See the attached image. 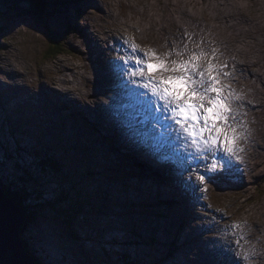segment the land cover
Here are the masks:
<instances>
[{
  "label": "rangeland",
  "instance_id": "obj_1",
  "mask_svg": "<svg viewBox=\"0 0 264 264\" xmlns=\"http://www.w3.org/2000/svg\"><path fill=\"white\" fill-rule=\"evenodd\" d=\"M60 1L63 3L58 8L51 7L47 10L49 16L44 18L43 23L35 15L27 12L26 5L20 8L0 5V104L3 105L1 108L3 112L0 111V182L4 186L17 184L15 177L10 175L11 170L14 171L16 162L22 163V159L26 158L30 160L29 156L34 149L42 153L48 152V155H59L62 161L59 159L60 166L55 174L57 178L54 179L59 187L61 186L59 190L56 189L57 184L54 182H48V186L41 182V174L33 173L32 166L28 167L31 168L29 171L33 178L41 182L38 195L41 200H53L57 198L61 189L73 191L67 197V204H75L79 208L77 211L87 212L86 216L81 214L80 219H73L71 230L69 225L63 224L65 221L52 217L51 212L47 208L41 209L43 205H40V210L31 215L34 220L26 222L27 231L21 235L23 240L25 239L26 250L35 256V262L37 264H109L99 255L102 252L111 256L107 252L111 249L112 253L117 250L120 253L125 251L133 260H138L142 264H195L196 259L199 260V264H232L231 254L222 252L220 246L214 243L222 235H218L216 229L211 227L212 217L215 216L224 218L219 221V227H224L226 223L229 225L232 222L241 223L245 238L241 241L242 247L236 248L237 252L241 256H249L244 264H263L261 259L257 258L258 252L264 256V228L261 229L259 226L264 224L263 154L260 159L259 155L255 154L259 160L251 176H246L244 173L243 179H238L233 170L231 178L224 180L219 186L210 183L207 192L203 193L206 199L197 201L186 197V200L179 203L173 196L178 195L179 182L188 179L187 171L191 168L182 157L180 165L187 170L183 174H180V171L177 174L173 172L164 174L157 168L147 167L162 161L163 157L161 159L144 157L143 161L142 156H139L140 159L131 160L129 153L122 154L123 149L118 151L120 155L117 153L110 161V153L116 151L113 149L115 145L111 147L109 143H113L116 138L103 135L97 140L90 130L85 138L87 148L81 153L82 150L79 148L82 144L81 128L73 129L72 122L65 120V133L55 135L52 130L53 125L48 126L49 124L46 123L47 113H42L44 106L38 107L40 102L36 101L35 96L41 98L53 87L62 92L76 84L83 92L89 89L96 68L98 69L97 65L96 68L93 67L91 57L98 54V47L95 46L98 41L102 43V40L108 36L106 30L119 29L117 34H114L116 39L121 33L130 39L129 34L134 29L137 33L140 32L141 43L146 47V43L155 42L153 37H149L150 32H144L146 29L151 27L161 30V33L166 35V39L168 37L173 42L177 32L184 33L180 24L182 25L185 19L186 23H190L192 28L190 30L195 33L193 40L206 37L208 39L206 43L211 48L225 37L232 41L238 38L245 39L244 44L240 43L238 47L235 41L233 48L241 49L240 55L243 57L248 56L250 52L249 55H254L255 59L257 57L253 65L245 67L247 76L250 77L249 70L256 72V75L258 72L264 73V0ZM151 8L154 10L151 11ZM172 15L178 17L180 24L177 23L178 21L175 22L177 24L166 23ZM85 19L87 22L83 23ZM239 26L242 27L241 30ZM50 29L52 32H49ZM193 32L190 33L194 35ZM196 33L204 36H198ZM55 46L60 47V54L54 55L58 50ZM245 46L247 48H244ZM50 47L54 52H48ZM236 74L238 71L233 73ZM254 78L249 81L245 80L244 75L238 78V81L243 79L244 82L237 91L250 95L248 88L245 91V86L246 82L250 83ZM232 82V78L225 81L230 84ZM254 85L263 88L260 82ZM250 90L252 91L251 88ZM91 94L94 96V93ZM73 107L77 106L73 104ZM33 111H35V120L32 121L35 127L26 117ZM66 115L72 117L75 113L69 109ZM252 117L254 122L251 130L254 138L260 143L264 135V111L258 116L252 113ZM61 120L57 119V122ZM10 123L19 126L13 132L16 139H11L8 134ZM125 124H128V121ZM121 125L123 127L122 123ZM78 126L80 125L77 120L76 127ZM135 137L139 138V134ZM106 138L109 141H106ZM68 145L74 148L73 151L67 153L59 150L61 147L66 149ZM105 145L108 148H105L104 153L100 155L99 149ZM17 146L21 150L25 149V152H17ZM14 152L17 153L15 158L10 155ZM32 155L34 158V154ZM125 158H128L127 161ZM200 171L202 173L203 168ZM191 173L194 175V172ZM23 180L28 182L29 176L21 179ZM64 180L74 182L75 186L63 184ZM185 182L186 189H183L185 191H181L182 193L186 192L194 197L202 195V193H193L187 187L189 181L185 180ZM29 183L31 184V181ZM168 195L171 199L167 198ZM102 196L106 197V202L102 200ZM27 203L30 208H35L33 203ZM208 205L211 207H207ZM74 213L75 210L70 212L72 215ZM65 219L68 221V218ZM81 223L83 227L77 229ZM90 227L94 231V236L87 237H92L94 243L84 238V233H87L85 231ZM74 230L79 232L80 237L72 235L71 232ZM188 230H191L188 237L198 235L199 241L184 240ZM257 230L260 231L259 234ZM131 233L138 237H129ZM238 235L239 232L236 236L229 234L223 237V240L225 243L234 241ZM95 236H98V239ZM138 238L141 239L140 242L134 243ZM95 239L104 245H99L100 243Z\"/></svg>",
  "mask_w": 264,
  "mask_h": 264
},
{
  "label": "snow or ice",
  "instance_id": "obj_2",
  "mask_svg": "<svg viewBox=\"0 0 264 264\" xmlns=\"http://www.w3.org/2000/svg\"><path fill=\"white\" fill-rule=\"evenodd\" d=\"M184 36L194 48H189L188 43L181 47L173 41L170 45L166 42V51L158 52L152 47H141L135 37L122 38L116 58L108 62L109 72L115 87L122 89L131 101L127 106L136 107L143 115L142 123L163 129L162 137L186 152L190 160L202 162L203 174L198 164L195 180L190 172L187 187L193 193H206L208 183L219 186L231 178L234 168L242 171L236 168V162H243L240 141L249 135L244 119L247 112H242L243 105L236 103L242 100V94L225 83L233 78L235 66L226 71L229 65L220 62L217 48L206 50L203 38L195 41L188 32ZM136 135L129 133V139L135 142ZM196 199L206 196L197 195ZM221 220L223 217H212V227L218 235L222 234L214 243L222 252L231 254L232 264H244L249 256H241L236 250L245 238L242 224L232 222L219 227ZM237 232L234 241H223V237L236 236Z\"/></svg>",
  "mask_w": 264,
  "mask_h": 264
},
{
  "label": "bare ground",
  "instance_id": "obj_3",
  "mask_svg": "<svg viewBox=\"0 0 264 264\" xmlns=\"http://www.w3.org/2000/svg\"><path fill=\"white\" fill-rule=\"evenodd\" d=\"M195 2H197V1H195ZM152 9L153 8H151V11H152ZM143 11H144V9H143ZM177 18L175 16H173V15L169 16V20L166 21V23L173 24V23L178 21ZM245 18H246V16H245ZM186 21H187L186 19L182 21V26H185L188 29V31H187L188 33L193 32L192 30H190V29H192V28H190L191 27L190 23H186ZM143 25L145 26V24H143ZM211 26H210V28H211ZM207 27L209 29V26H207ZM122 28H124V26ZM238 28L240 30L242 29L241 26H239ZM131 29H132V26H131ZM122 34L123 33L119 34L117 39L114 37V39L116 40V42L118 43L119 46H121V44H122V39H120L121 36L124 39L128 38V37H126V35H124V34L122 35ZM196 34L198 36H204V35H201L199 33H196ZM218 34H219V32H218ZM114 36H116V35H114ZM107 37L108 36H106L102 40V43L98 41V43L95 45L96 47H98V54L102 55L101 59L106 63L105 68H100V66H98V65H97V67H98V70L101 69V70H103L104 73L109 74V77H110L111 81L114 82V79L111 76V73L109 72V64H108V62L113 59V56H114L115 51H116L117 44H116V42L111 43L110 44L111 51H110L109 47L106 46V44H105V43H107ZM193 37H195V33H194V35H192V39H193ZM217 37H218V35H217ZM251 39H253V38H251ZM203 40H204L206 49H209V48L211 49V46L208 43H206L208 41V39L206 37H204ZM243 40H245V39H239L238 38V40H234L233 39V41H232V40L226 39V37H225L223 40L218 41L216 43V45H215V48H217L218 51L220 50L219 51V53L221 54L219 56V59H221L220 62L221 63L227 62V64L229 65V68L226 69V71L232 69L233 66H235V71H238V74L233 75V78H232L233 82L231 83V86L234 89H236V90H239L240 86H242L241 83L244 82L243 79L238 81V78H241L244 75L245 80L249 81L250 79H253L255 77V75H256V72L249 70L250 77L247 76L246 71H245L246 70L245 67L248 66V65H253L254 62L257 61V57L255 59V57H253L254 55L253 56L249 55L251 52L248 54V56L243 57L242 55H240V53H242L241 49L233 48V46L235 44V41H237L236 45L238 47V46H240V43H243ZM173 41L178 43L181 47L183 46L184 43H188V47L189 48H194V44L193 43L191 44V42L188 41L187 37L184 36V33L177 32V38L174 39ZM197 41H200V40L197 39ZM248 42H250V41H248ZM137 43L140 44L141 47L146 48L141 43V40L139 42H137ZM171 43H172V39L170 41V44ZM152 45H153V42H151L149 44V47H152ZM244 48H247V47L245 46ZM233 57H234V59H233ZM97 62H99L98 59H97ZM70 69H71V67H70ZM68 71H70V70H68ZM65 76H66V74H65ZM64 78H66V77H64ZM72 78H73V76H72ZM256 82H260L262 84L263 88L261 89L260 87L255 86L254 84H256ZM77 86H79V85L78 84L73 85V87L71 86L72 88L64 89V91H62V92H60L59 89H57L56 87H53V89H51L48 94H43L41 98L35 96V98H36V101L40 102L39 103L40 105L38 107L44 106V108H43L44 112H42V113H44V114L47 113L48 118H47L46 123H47V125L49 124L48 126H50V124L53 125L52 130L55 132L54 133L55 135H57V134L60 135L62 132L65 133V130H66V125H64V121L65 120L72 122V124L74 125L73 129L81 128L80 141L82 142V144H81V146H79V148L82 150L81 153H84L86 148H87L85 138H87V132H88V130H90L94 134V136L96 137L97 140H99L100 137L103 136V135H105L107 137H113L114 139L116 138L115 142H113V143L110 142L109 143V146H111V147H113V145H115V147L113 149L116 151V152L112 151L110 153V161H112L111 159H113L115 157V155H117V153L119 154L118 151L120 149L121 150L123 149L122 150V154L123 153H129L130 156H131L130 157L131 160L140 159L141 157H139V156H142V158H141L142 160L145 159V158H147V159H155V157L161 159L163 157L164 159L162 161L160 160L158 163L152 165V167L147 166V165L146 166L151 168V169L157 168L159 171H162V173H164V174H166L168 172H175L178 169H180V174H183L186 169L183 168V166L180 165L181 157L190 164L189 167H191V168H188V170H189L188 173L189 174H190V172H195V169H196L198 164L201 165L200 169L203 168L202 162L196 161V160H190L188 158L186 152L178 150L176 145L174 143L170 142L169 139L159 135V134H161V132L164 131L163 129H160L158 127L154 129V128L151 127L150 124L142 123L141 121L143 120V115L138 112V109L136 107H128L127 106L126 109H125L124 108L125 106H116V105H113V106H110V107H106L108 103L95 104V99H94V97L92 96L91 93H94V92L97 91L96 87L90 86L89 89H86V91L83 92V91L79 90L77 88ZM247 88H248V90H247ZM250 88L252 89V91L250 90ZM22 89L26 90L25 88H22ZM240 90L243 91L242 89H240ZM246 90L248 91V93H250V95L245 93V92H241L242 100L236 102L238 105H243V107L241 108L242 112H247V116L244 117V119H245V121L247 123V132L249 133L247 139H244V140L240 141L241 147L244 148V151L240 153V156L242 157L243 162L242 163L241 162H236V168H239L242 171L241 172H237L235 170V168L233 169V170H235L237 176L239 177L238 179H243L242 177H244V173H246V176H248V175L251 176L252 171L257 168L258 160L261 158V155L262 154L264 155V135L262 136V139H261V141L259 143L257 141V139L254 138V133L251 130L252 124L254 122V119L252 117V113H255L258 116L262 111H264V73L258 72L256 77L254 78V80L252 82H250V83L246 82L245 91ZM29 95H31V93ZM89 98H91V100H89ZM45 102H46V105H45ZM130 103H131V101H129L128 105ZM73 104H75L77 107L76 108L73 107ZM99 107H102V108H99ZM117 107L121 108L120 112H117ZM69 109H72L74 111V113H75V115H73L72 117H70L69 115H66L67 111ZM0 111L3 112L2 110H0ZM122 115H123V117H122ZM30 116L32 118H30ZM124 116H125V118H124ZM26 117L29 118V121H31L30 124L33 125V121L32 120H35V111H33L32 114L27 115ZM57 119H60V120L62 119V120L57 122ZM118 119L120 120V122H118ZM77 120H78V123L80 125L78 127H76ZM127 121H128V125L132 126L129 129L124 127V125H125V123ZM121 123L123 124V127H122ZM33 126L35 127V125H33ZM84 127H85V129H84ZM132 132H135V133L139 134V138L135 137V142H133L132 140L129 139V133H132ZM73 135H74V133H73ZM106 141H109V139L106 138ZM66 147L67 148L65 150L68 149L67 153L70 152V151H73V149H74L72 147H69V145L66 146ZM103 147L104 146H102L99 149V154L100 155H102L104 153L105 148L106 149L108 148L107 145H105L104 148ZM258 148H260V149H258ZM65 150H64V152H65ZM169 154L171 156H169V157L166 156V155H169ZM255 154L259 155V159L255 157ZM172 157L174 158V162L172 161ZM127 159H126V161H127ZM107 162L110 163L109 160H107ZM192 179L195 180V176L194 175H192ZM185 180H188V179H184V180H181L179 182V188H178V191H177L178 195L177 196H173L174 200L179 202V203H182L184 200H186L187 199L186 197L191 198V199L192 198L196 199V197L192 196V194L189 195V194H186V192H183V193L181 192V191H185L183 189H186L184 187V184L186 183ZM210 185H211L210 183L207 184V189L210 187ZM201 187H203V185H201ZM202 195H203V193H202ZM167 198L171 199V196L168 195ZM23 221L21 222V224L19 226H18V224H16V234L19 233V235H18L19 237L21 235V227H22ZM259 226L261 227V229L264 228V224H259ZM259 232L260 231H258L257 233L259 234ZM190 234H191V230H188L187 234L184 236V240H187V241L188 240L199 241L197 233H196L197 236H193V237L189 238L188 236ZM24 251L25 252L27 251L26 247H25V244H24ZM261 257H263V258H261ZM32 258H33V256H32ZM257 258L261 259V262L264 264V256L262 255V253L258 252ZM33 260H34V258H33ZM196 260H197L196 263L199 264V260L198 259H196ZM33 262H35V260ZM224 264H226V263H224Z\"/></svg>",
  "mask_w": 264,
  "mask_h": 264
},
{
  "label": "trees",
  "instance_id": "obj_4",
  "mask_svg": "<svg viewBox=\"0 0 264 264\" xmlns=\"http://www.w3.org/2000/svg\"><path fill=\"white\" fill-rule=\"evenodd\" d=\"M62 3L63 2L60 0H0V5H5V6H10V7H15V8H20V6L26 5L27 6V8H26L27 12L32 14V15H35L42 23L44 21V18H46V16L47 17L49 16L46 13L47 10H50L51 7L53 9L58 8V6ZM49 32H52V30L50 29ZM55 47L58 48V50H56L54 52L53 48L50 47L48 52H50V53L54 52V55L60 54L61 53L60 47H58V46H55ZM2 107H3V105L0 104V109ZM8 128H9L8 134L10 135L11 139L15 138V135L13 132L16 129H18L19 126L18 125L15 126L14 123H10ZM15 142L18 144L17 141H15ZM17 148H18V146H17ZM59 150L64 152L65 147H63V148L61 147V148H59ZM18 151L25 152V149L21 150V148L19 147L17 152ZM65 151H67V150H65ZM14 153H12L10 155L15 158V155H17V153H15V154ZM32 154H34V158H32L33 157ZM32 154L29 156L30 160H27V158H26L25 160L22 159V163H17V162L15 163V169H14V171H11L10 175L15 177V180L18 182L17 184L13 183L12 186H4L0 182V184L2 185V187L4 188L6 193L9 194L11 196V198L14 199L19 205H21L22 208L26 211V219H24V223L22 224V227H21V235H23L24 232L27 231L28 227L25 224H26V222H30L33 219L31 217V215L34 214V212L40 210L39 209L40 205H43V207L41 206V209L47 208L51 212L52 217L56 218L59 221H61V220L65 221V222H63V224L65 226H66V224L70 225L69 228L72 230L71 223L73 222V219H75V218L80 219L81 214H84L85 216L87 215V212L83 213V212L77 211V210H79V208L77 206H75V204H72V205L67 204V202H68L67 197L73 191H65L64 189H61L60 193L58 194L59 196L57 195V198L56 199L54 198L53 200H50V199L41 200L40 196L38 195V188L41 187L40 185H41L42 181L45 184H47L48 182L56 183L57 184L56 189H58V190L61 187V186L59 187L58 182L54 181V179L57 178V176L55 174L57 173V169L60 166V160L62 161V158H60L59 155H55V156H54V154L48 155V152L42 153V151H39L36 149L33 150ZM30 166H32L31 168H33V173H35V174L40 173L41 174L40 175V181L41 182L36 181L37 178H35V179L33 178L32 173H30V171H29V169H31V168H28ZM25 176H29L30 180L28 182H26L25 180H23L24 182L21 181V179H23ZM30 181H31V184L29 183ZM35 184H39V185H35ZM63 184H67L71 187L75 186L74 182H69L67 180H64ZM60 185H62V184H60ZM47 186H48V184H47ZM102 200H104L106 202V197L102 196ZM27 202H29L30 204L33 203V206L35 208L34 209L30 208L28 206ZM70 202L73 203V201H70ZM87 206L89 207V205H87ZM72 209L76 211V213H74L73 215L70 214V212L73 211ZM60 214H62L63 217ZM65 218H68V221ZM86 220H88V217H86ZM79 227H83L82 223L77 226V229ZM85 232H87V233H84V235H86V236H84L82 234L84 236V238L88 242L94 243V240L92 239V237H90V238L87 237V235L94 236V231L92 230V228L90 227L89 230L87 228V231H85ZM71 233L74 237H80V235L78 234L79 232L76 230L72 231ZM133 234L131 233V235L129 237H138V236L133 235ZM95 238L98 239V236H95ZM140 240L141 239L138 238V240H135L134 243H138V242H140ZM23 241H24L25 246H27L25 240H23ZM95 241H96V239H95ZM96 242H99V241H96ZM99 243H100L99 245H104V244H101L102 243L101 241ZM103 250H106V249H103ZM110 250H107V252H109L111 254V256L104 255L101 252V250H100L101 254L99 255L100 257L105 259L104 261H108L109 264H142V262H140L138 260H133L129 255H127L125 253V251H123L124 253H120V251L117 250V251H113V253H112V251H110ZM90 253H91V251H90ZM32 256L35 259V256L34 255H32Z\"/></svg>",
  "mask_w": 264,
  "mask_h": 264
},
{
  "label": "water",
  "instance_id": "obj_5",
  "mask_svg": "<svg viewBox=\"0 0 264 264\" xmlns=\"http://www.w3.org/2000/svg\"><path fill=\"white\" fill-rule=\"evenodd\" d=\"M25 218L26 211L0 184V264H37L30 252L24 251L22 236L16 234V224Z\"/></svg>",
  "mask_w": 264,
  "mask_h": 264
}]
</instances>
